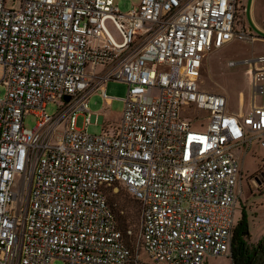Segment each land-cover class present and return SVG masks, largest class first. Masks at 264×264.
I'll return each mask as SVG.
<instances>
[{
  "label": "built area",
  "instance_id": "1",
  "mask_svg": "<svg viewBox=\"0 0 264 264\" xmlns=\"http://www.w3.org/2000/svg\"><path fill=\"white\" fill-rule=\"evenodd\" d=\"M241 7L142 0L122 13L115 0H0V264H139L126 240L133 231L122 232L109 200L122 188L141 205L137 254L204 264L229 253L243 176L237 150L264 152V56L243 61L253 97L263 98L248 114L231 112L228 96L200 80L213 50L255 39L239 29ZM108 81L128 85L121 122L90 134L98 118L90 95L110 99Z\"/></svg>",
  "mask_w": 264,
  "mask_h": 264
},
{
  "label": "rangeland",
  "instance_id": "2",
  "mask_svg": "<svg viewBox=\"0 0 264 264\" xmlns=\"http://www.w3.org/2000/svg\"><path fill=\"white\" fill-rule=\"evenodd\" d=\"M142 0H115V4L122 13H126L131 9L138 7ZM239 29L245 25L248 31L254 35H258L264 39V33H259L256 27H261L264 32V0H242V7L239 14ZM107 26L119 42L122 36L111 21H107ZM252 29V32L249 29ZM254 39L234 40L221 49L213 50L205 59L202 68L200 87L210 92H220L228 96L229 110L240 114H248L251 110L253 101L257 106L263 104L261 94L253 97V86L251 83L250 69L252 65L243 63L246 59H254L264 56V41ZM230 61L240 62L234 67L229 66ZM264 67V64H258ZM110 99H104L100 91L96 92L89 98V110L95 116L98 115L97 123L93 122L86 127L90 134H100L108 130L112 131L113 127L118 126L121 122L124 111V97L128 91V85L122 81H108L103 85ZM7 88L0 84V98L4 97ZM154 94L158 91L154 90ZM116 98V99H114ZM63 100L56 99L47 105L46 111L49 115L58 113ZM38 117L35 114H29L25 118V127L34 129L37 126ZM204 123V124H203ZM208 121L199 122L193 125L195 130H205ZM79 127L85 128L83 117L78 122ZM244 154H242L243 156ZM243 177L239 183L242 191L238 193V206L236 211V221L243 219L247 226V231L242 238L246 247L250 251L260 249V244H264V183L257 185L251 182L249 174L252 178L257 174L253 172L261 165L262 158L259 154L244 155ZM110 203L114 206L119 223H123L125 228L133 231L127 239L135 253V259H139V264H166L165 262H155L142 249L136 252L138 236L141 227V205L135 200L125 188L119 193H111L109 196ZM126 239V240H127ZM52 264H64L60 258L54 259ZM132 264H136L133 261ZM204 264H233L232 249L226 256L208 257Z\"/></svg>",
  "mask_w": 264,
  "mask_h": 264
},
{
  "label": "trees",
  "instance_id": "3",
  "mask_svg": "<svg viewBox=\"0 0 264 264\" xmlns=\"http://www.w3.org/2000/svg\"><path fill=\"white\" fill-rule=\"evenodd\" d=\"M119 227L122 230V232H124L126 234L127 229L125 228V225L123 223H119ZM246 231H247V226L245 224V221L243 219L238 220L236 222V226H235L234 231H233V240H232L233 264H243V259L239 256V254L243 251L244 246H246L244 243V240L242 238L243 234H245ZM127 238H128V236H126V239ZM130 241H131L130 239H127L129 246H131ZM260 248L264 250V244L263 243L260 244ZM131 249H132V247H131Z\"/></svg>",
  "mask_w": 264,
  "mask_h": 264
},
{
  "label": "flooded vegetation",
  "instance_id": "4",
  "mask_svg": "<svg viewBox=\"0 0 264 264\" xmlns=\"http://www.w3.org/2000/svg\"><path fill=\"white\" fill-rule=\"evenodd\" d=\"M259 172L264 173V163L253 172L258 174ZM243 259V264H264V250L255 249V251H250L246 246H244L243 251L239 254Z\"/></svg>",
  "mask_w": 264,
  "mask_h": 264
},
{
  "label": "crops",
  "instance_id": "5",
  "mask_svg": "<svg viewBox=\"0 0 264 264\" xmlns=\"http://www.w3.org/2000/svg\"><path fill=\"white\" fill-rule=\"evenodd\" d=\"M243 27H246L245 25H243ZM247 29V28H246ZM256 29H257V31L259 32V33H264L263 31H262V28L261 27H256ZM248 30V29H247ZM251 32H252V29L250 28L249 29ZM249 32V31H248ZM250 33V32H249ZM251 35H253L254 36V38L255 39H257V38H259L258 40H263L264 41V39H262V37H260V36H256V35H254V34H252V33H250ZM105 84V83H104ZM104 84H102V86H101V88H103V85ZM104 89V88H103ZM98 91H100V89H95L92 93H91V95L90 96H93L96 92H98ZM114 99H116V98H114ZM246 148V149H245ZM248 151V148L247 147H244V148H242V149H239V150H237V152L239 153V154H244V155H248L249 153H251V152H253V154H259V156L262 158V156H263V154H264V152L262 151V149L258 146V145H256V146H254L252 149H250L249 150V152H247ZM256 151V152H255ZM243 155V156H244ZM258 175V174H257ZM257 175H256V177H254V178H252V173H250L249 174V179L251 180V182H254L255 184H257V185H261L262 183L261 182H259L258 181V179H257ZM243 177V176H242ZM241 182V181H240ZM241 189V191H242V188H240ZM239 202V201H238Z\"/></svg>",
  "mask_w": 264,
  "mask_h": 264
},
{
  "label": "water",
  "instance_id": "6",
  "mask_svg": "<svg viewBox=\"0 0 264 264\" xmlns=\"http://www.w3.org/2000/svg\"><path fill=\"white\" fill-rule=\"evenodd\" d=\"M66 99L68 100V99H69V97H66Z\"/></svg>",
  "mask_w": 264,
  "mask_h": 264
}]
</instances>
